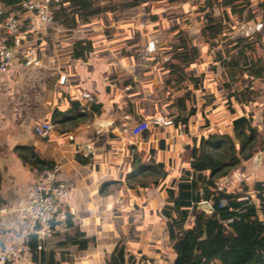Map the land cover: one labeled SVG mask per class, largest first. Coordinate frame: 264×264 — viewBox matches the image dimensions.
I'll use <instances>...</instances> for the list:
<instances>
[{"label": "crops", "instance_id": "crops-1", "mask_svg": "<svg viewBox=\"0 0 264 264\" xmlns=\"http://www.w3.org/2000/svg\"><path fill=\"white\" fill-rule=\"evenodd\" d=\"M98 22L99 17L76 30H50L36 43L42 67L25 70L14 66L0 75V206L8 211L1 218L0 231L3 240L13 247L24 248L29 238L28 225L21 222L18 210L35 172L22 164L20 152L34 150L39 158L57 168V180L69 184L71 194L60 212L95 237L96 247L88 249L84 257L89 262L102 259L106 252L98 247L110 239L113 247L120 239L134 246L144 241L158 246V232H162L158 215L164 190L175 185L177 175L187 164L184 148L189 143L188 134L232 133V118L223 97L218 91L209 92L216 83L210 78L213 71L209 67L196 73L204 79L205 93H197V114L185 129L168 116L158 99L160 92L167 91L163 90L166 87L157 89L162 84L164 64L154 68L152 64L130 61L125 55L127 47L122 44L126 40L114 43L109 39L112 36L99 33L102 25ZM83 39L91 40L93 50L86 62L74 61L70 57L72 46ZM60 75L66 76L65 85H59ZM260 83L264 87V82ZM83 93L92 100L83 98ZM168 94L171 105L180 96L169 90ZM261 94L260 110L264 108V91ZM72 101L80 105L77 110L70 111ZM90 103L100 106L98 115L94 113L96 108L87 106ZM149 108L155 111L152 120L147 117ZM53 112L58 116L55 120ZM42 121L54 126L46 138L38 137L33 130ZM138 122H146L148 129L132 136L131 130ZM69 136H73L72 141ZM85 142L94 147L92 159L79 154L78 147ZM154 166L164 171L162 178L150 175ZM245 169L240 175L239 171ZM261 180L264 148L217 184L226 193L245 194ZM155 181L157 186L153 185ZM143 217L151 233L131 236L133 228L141 227ZM136 222L139 225L135 226ZM27 260L26 255L13 264Z\"/></svg>", "mask_w": 264, "mask_h": 264}, {"label": "trees", "instance_id": "trees-1", "mask_svg": "<svg viewBox=\"0 0 264 264\" xmlns=\"http://www.w3.org/2000/svg\"><path fill=\"white\" fill-rule=\"evenodd\" d=\"M17 1L0 0V3L11 6ZM154 1L60 0L54 13V26L74 30L94 18L151 5ZM198 9V34L210 48H217L214 41L232 33L236 22L253 20L257 14L261 29L254 40H236L229 43L224 52L218 50L215 54V59H221L218 67L223 69V82L219 89L232 118V133L188 134L189 143L184 148L188 155L187 164L177 175L175 185L164 190L159 212L162 232L158 234L162 248L147 251L139 246L136 252H132L127 246L130 244L120 239L100 261L90 259L88 262L84 257L88 249L96 247L95 237L80 230L71 217L66 216L63 222L50 223L52 233L44 240L42 250L36 251L34 239L30 240L32 264H264V187L259 184L253 187L254 197L259 202L257 205H242L236 201L240 194L219 190L217 184L257 152L258 129L252 126V122L259 92L253 88V83L255 80L264 82V61L256 51L258 41L264 37V0H255L254 3L252 0H204L198 2ZM12 10L17 7L12 6ZM174 37L163 45L162 52L169 57L165 64V87L172 94L180 93L171 105L175 111L169 110L168 116H173L175 123L187 129L189 121H193L197 114V93H205L203 77L193 72L201 52L188 43L183 32ZM92 50L91 40H79L73 44L70 57L74 61L86 62ZM71 104L70 111L80 107L76 101ZM87 106L92 110L96 108V115L100 113V106L91 103ZM57 117L53 112L52 119ZM260 121L264 130V108ZM19 159L30 171L52 169L32 149L20 152ZM154 168L150 175L162 178L164 171L157 166ZM153 185L157 186L158 181ZM222 200L226 201L224 207H220ZM201 202H210L212 212L207 214L200 210ZM227 220L231 222L226 223ZM166 247L171 252L165 251Z\"/></svg>", "mask_w": 264, "mask_h": 264}, {"label": "built area", "instance_id": "built-area-1", "mask_svg": "<svg viewBox=\"0 0 264 264\" xmlns=\"http://www.w3.org/2000/svg\"><path fill=\"white\" fill-rule=\"evenodd\" d=\"M12 6L17 7L13 11ZM60 6V0H18L14 5H0V75L7 74L12 67L19 66L25 70L42 67L40 55L36 43L43 40L50 30H55L54 13ZM261 28V24L256 30ZM249 33L245 37H249ZM246 39L237 37L236 40ZM59 85H65V75H60ZM82 97L91 101L89 94L83 93ZM151 119V115H147ZM146 120V119H145ZM50 122L42 121L34 126V133L40 138H46L53 130ZM148 129L146 122H138L131 130L132 136H139ZM70 141L73 136H69ZM79 154L86 159L95 156L94 147L90 142H85L78 147ZM57 168L45 169L33 173V182L30 186L22 206L18 210V216L22 223L28 225L29 238L24 248H16L3 240L0 231V264H13L19 262L24 256L28 260L24 264H32V248L29 241L34 239L35 250L40 251L43 242L50 237L52 229L51 222H63L65 217L60 212V207L70 197L71 188L69 184L57 180ZM260 186L264 187V180ZM242 205H257L258 199L254 197V191L249 194H240L236 199ZM226 201L220 202L224 207ZM199 206L207 214L212 212L210 202H201ZM7 209L0 206L1 218L7 214ZM227 220L226 223H230Z\"/></svg>", "mask_w": 264, "mask_h": 264}, {"label": "rangeland", "instance_id": "rangeland-1", "mask_svg": "<svg viewBox=\"0 0 264 264\" xmlns=\"http://www.w3.org/2000/svg\"><path fill=\"white\" fill-rule=\"evenodd\" d=\"M203 1L204 0H155L151 5H140L136 8L127 10L122 13L107 14L105 15L107 17H99L100 22L98 23L102 25L99 28L102 31H100L99 33L104 34V36H112L109 39H111L114 43L116 41L117 44L125 39L126 41H123L122 44L123 46L127 47L125 55L126 58L130 61L149 65L152 64L153 66H151L154 68L162 66L161 63H163L164 67L162 70V84L157 87V89H163L165 87V79L167 77L165 64L169 58L168 56H164L162 53L163 45H167L172 39H174V35L176 33L183 32L186 35L188 43H190V45L192 46L197 47L201 52L200 60L195 63L193 72L196 74L203 67H206V69L207 67H209V69L213 71L212 73L210 70V78L212 77L211 79L216 81L215 85L217 88V90H215V85H213L211 81L213 88L210 86L209 92L218 91L219 95L223 96L222 91L219 89V85H221V83L223 82V69H220V67H218L221 59H215V54L218 50L224 52V50H226L225 47H227L229 43L236 41L237 37L254 40L260 32L259 30L261 29L259 28V30H256L257 26L260 25V22L258 21L259 15L257 14V16L250 21L240 23L235 21L236 25L234 31L229 35L224 34L220 36L218 40L214 41L217 48H210L209 45L202 41L198 34V26L200 24V22L198 21V2ZM248 33L250 35L247 38L245 37V34ZM55 43H57V41H55ZM256 51L257 54L262 58V60H264V37L262 40L258 41ZM220 58L224 59V56H221ZM207 61L210 63L206 66ZM212 63L215 64L213 68L217 69L216 71L212 69ZM189 76V72L187 71V77ZM196 76L201 75L196 74ZM189 86L191 87L190 84ZM253 88L259 92V97L256 99V103L254 105L255 107L253 108L254 120L252 122V126L258 129L256 145L258 152L260 148H264V130L260 121V114L262 111V109L260 110V99L262 96L261 92L264 91V87L258 80H255ZM163 90L167 91L160 92L159 94L161 95V97H159L158 99L160 103H163L162 109L167 110L168 114H170L169 110H171V112H174L175 108L172 109L171 107L170 101H172V98L169 97L168 89L164 88ZM148 111L150 112L152 120L155 111L150 110V108ZM255 112H257L256 115ZM214 133L216 134V132ZM246 171V169L243 170V172L242 170H240V175H244ZM250 192L251 191H249L248 193ZM203 209L204 208L200 206V210ZM146 219L147 218L143 217V221L139 222L141 227L137 226V228H133L131 236L136 237L139 235L141 237H144L146 233H151V228H149L150 225L148 224ZM151 221H153V219H151ZM139 224L136 222L135 226ZM137 230H140V232H137ZM158 234H160V232H158ZM112 241L113 240L110 239L106 244L100 243V247L98 248L102 249V251L104 252H109L113 247ZM132 245V243L130 245H127L132 252H136L139 246L147 251L150 249L159 250V248L161 247V244H158V246H156V244L155 246H152L151 244H147L146 241H144V243L140 245ZM165 251L171 252L168 247H166ZM158 253L159 252L157 251V254ZM99 256L101 257V254ZM95 263L98 264V262ZM159 264L164 263L159 262Z\"/></svg>", "mask_w": 264, "mask_h": 264}]
</instances>
